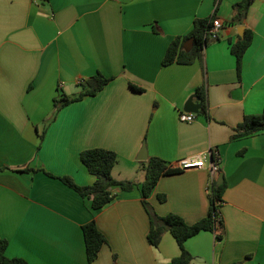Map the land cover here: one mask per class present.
Here are the masks:
<instances>
[{
  "label": "crops",
  "instance_id": "crops-1",
  "mask_svg": "<svg viewBox=\"0 0 264 264\" xmlns=\"http://www.w3.org/2000/svg\"><path fill=\"white\" fill-rule=\"evenodd\" d=\"M240 1L0 0V238L9 257L90 264L83 225L95 219L108 242L91 264H172L181 248L171 232L157 247L148 241L139 171L150 157L170 164L213 150L221 159L215 178L209 164L163 175L148 201L159 215L194 224L209 213L212 182L225 180L222 227L185 242L191 264H264V131L232 138L246 115L264 110V0L233 23ZM214 13L223 27L202 61L164 66L171 41ZM241 26L254 38L239 75L231 46ZM98 73L111 78L104 89L52 120L54 99L76 95ZM204 84L207 114L182 121ZM90 148L115 151L113 176L135 183L114 188L115 199L98 210L58 178L94 184L80 156Z\"/></svg>",
  "mask_w": 264,
  "mask_h": 264
},
{
  "label": "trees",
  "instance_id": "trees-1",
  "mask_svg": "<svg viewBox=\"0 0 264 264\" xmlns=\"http://www.w3.org/2000/svg\"><path fill=\"white\" fill-rule=\"evenodd\" d=\"M253 2L254 0H242L235 4L232 22L242 24ZM216 19V13L207 18H196L193 28L188 34L176 36L171 41L162 64L167 66L174 63L193 64L197 61H202L206 46L220 38V36L213 37L210 32L214 27ZM253 38V31L245 29L244 36L231 46L232 53L237 58V71L239 75L242 69L243 57L252 44ZM110 81L111 78L98 73L91 78L83 80L80 83L82 90L76 95L70 96L64 92L61 93L59 97L54 99V115L52 120L55 119L57 113L63 107L80 101L85 96L97 95ZM131 87L136 91H144L143 88L134 84H131ZM195 98L202 104L201 111L207 114L208 90L205 84L197 88ZM260 131H264V110L260 114L246 115L243 121L235 127V133L232 138L249 136ZM45 135L46 130L40 134L41 142H43ZM80 156L88 170L96 176L94 184L80 186L70 177L58 178L78 191L82 197L89 198L93 210H98L115 199L114 188L118 187L125 191L133 189L135 184L133 181L118 180L113 176V170L119 160V156L115 151L106 148H90L83 150ZM213 158L215 159V157ZM147 164L146 179L142 185V195L143 204L151 219V227L147 236L148 241L152 246L157 247L164 234L168 231L171 232L181 248L180 255L173 258L172 264H191L193 255L186 249L185 242L202 231H218L222 227L223 219H219V216L222 215L219 205L223 200V191L227 187V183L225 180L220 184L212 182L209 195L211 206L208 215L194 224H189L181 215L176 213H168L164 216L159 215L148 201L152 190L163 175L177 173L182 170L170 168L168 163L159 157H150ZM49 175L54 176L52 174ZM162 199L164 198L162 197ZM83 233L88 261L91 264L99 257L100 251L108 242V239L99 229L95 219L83 225ZM218 238L221 239L222 234H219ZM8 245L9 241L7 239L0 238V264H28L24 258L9 257L6 254ZM115 264H117L116 261Z\"/></svg>",
  "mask_w": 264,
  "mask_h": 264
},
{
  "label": "built area",
  "instance_id": "built-area-1",
  "mask_svg": "<svg viewBox=\"0 0 264 264\" xmlns=\"http://www.w3.org/2000/svg\"><path fill=\"white\" fill-rule=\"evenodd\" d=\"M223 27V23L220 20L214 21V27L211 29V34L213 37H218L220 29ZM182 121L193 122L196 119V114L193 112H182L180 114ZM215 157V159L213 158ZM209 164V169L212 174V177L215 178L220 172L221 159L218 151L210 150L204 152L196 157H186L175 161L174 163L168 164L172 169L177 170H190L194 168H203ZM219 219H223V216L220 215Z\"/></svg>",
  "mask_w": 264,
  "mask_h": 264
},
{
  "label": "water",
  "instance_id": "water-1",
  "mask_svg": "<svg viewBox=\"0 0 264 264\" xmlns=\"http://www.w3.org/2000/svg\"><path fill=\"white\" fill-rule=\"evenodd\" d=\"M239 31V34L243 37L244 36V32H245V28L243 26L239 27L238 29ZM201 107H202V104L200 102H197V101H193V100H189L187 102V105H186V108L189 112H194V113H199L200 110H201ZM147 156H146V152L143 151V157L142 159H146ZM222 183V181L220 180L218 182V184Z\"/></svg>",
  "mask_w": 264,
  "mask_h": 264
},
{
  "label": "rangeland",
  "instance_id": "rangeland-1",
  "mask_svg": "<svg viewBox=\"0 0 264 264\" xmlns=\"http://www.w3.org/2000/svg\"><path fill=\"white\" fill-rule=\"evenodd\" d=\"M147 166H148V164L146 162L145 166H142V168L140 169L139 174H138V176L142 182H144V180L146 179Z\"/></svg>",
  "mask_w": 264,
  "mask_h": 264
}]
</instances>
